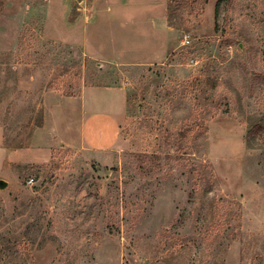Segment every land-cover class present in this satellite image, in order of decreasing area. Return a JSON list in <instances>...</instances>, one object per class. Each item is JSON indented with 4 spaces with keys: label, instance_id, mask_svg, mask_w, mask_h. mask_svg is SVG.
Masks as SVG:
<instances>
[{
    "label": "rangeland",
    "instance_id": "rangeland-1",
    "mask_svg": "<svg viewBox=\"0 0 264 264\" xmlns=\"http://www.w3.org/2000/svg\"><path fill=\"white\" fill-rule=\"evenodd\" d=\"M168 1L175 50L122 66L58 31L57 0H0V264H264V0ZM86 85L126 89L114 145L79 110L87 149L46 146L45 93Z\"/></svg>",
    "mask_w": 264,
    "mask_h": 264
},
{
    "label": "crops",
    "instance_id": "crops-1",
    "mask_svg": "<svg viewBox=\"0 0 264 264\" xmlns=\"http://www.w3.org/2000/svg\"><path fill=\"white\" fill-rule=\"evenodd\" d=\"M110 1L57 0L54 24L60 33L69 34L72 44L80 47L84 55L104 63L122 66L161 63L175 50L173 29L167 19L168 0ZM44 101L46 115L40 134L48 147L80 144L87 149L83 123L78 126L77 136H66L70 129L68 117L82 110L84 114L88 111L91 115L116 120L109 140L113 144L102 149L107 150L114 145L127 110L124 86L86 85L74 95L47 92ZM7 154L9 160H14L16 151L8 150Z\"/></svg>",
    "mask_w": 264,
    "mask_h": 264
},
{
    "label": "trees",
    "instance_id": "trees-1",
    "mask_svg": "<svg viewBox=\"0 0 264 264\" xmlns=\"http://www.w3.org/2000/svg\"><path fill=\"white\" fill-rule=\"evenodd\" d=\"M41 123H39L38 125H40ZM21 146V144L20 143H18V144H13V143H9V144H7V147H9V148H14V147H20Z\"/></svg>",
    "mask_w": 264,
    "mask_h": 264
},
{
    "label": "water",
    "instance_id": "water-1",
    "mask_svg": "<svg viewBox=\"0 0 264 264\" xmlns=\"http://www.w3.org/2000/svg\"><path fill=\"white\" fill-rule=\"evenodd\" d=\"M6 181H4L3 179H0V188H5L6 187Z\"/></svg>",
    "mask_w": 264,
    "mask_h": 264
},
{
    "label": "built area",
    "instance_id": "built-area-1",
    "mask_svg": "<svg viewBox=\"0 0 264 264\" xmlns=\"http://www.w3.org/2000/svg\"><path fill=\"white\" fill-rule=\"evenodd\" d=\"M183 42L185 43V42H187V41H186V40H184ZM30 182H31V180H30Z\"/></svg>",
    "mask_w": 264,
    "mask_h": 264
}]
</instances>
